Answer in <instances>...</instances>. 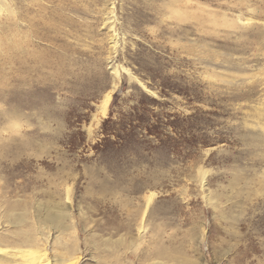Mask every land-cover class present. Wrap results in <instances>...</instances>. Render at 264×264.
Returning a JSON list of instances; mask_svg holds the SVG:
<instances>
[{
    "label": "rangeland",
    "instance_id": "obj_1",
    "mask_svg": "<svg viewBox=\"0 0 264 264\" xmlns=\"http://www.w3.org/2000/svg\"><path fill=\"white\" fill-rule=\"evenodd\" d=\"M34 1L61 63L0 102V245L23 216L66 264H264V0Z\"/></svg>",
    "mask_w": 264,
    "mask_h": 264
},
{
    "label": "bare ground",
    "instance_id": "obj_2",
    "mask_svg": "<svg viewBox=\"0 0 264 264\" xmlns=\"http://www.w3.org/2000/svg\"><path fill=\"white\" fill-rule=\"evenodd\" d=\"M35 2L34 0H0V102L11 104L10 106L15 103L12 107L19 108L26 104L24 103L26 96L31 93L29 94V89L26 90L24 87L30 85L33 81L30 76L32 73L40 74L37 82L45 84L47 78L43 75L42 69L46 67L53 68L54 66L59 67V63H61V56H55L54 59H50V56L47 53L45 54V50L35 47L36 40H43L45 36L42 34L43 17L39 14L42 13V8ZM110 34V43L114 44V33L111 32ZM47 52L51 53L52 51L48 50ZM121 71L128 73V70L123 67L120 69L117 67L112 68V90L104 95L98 105L97 113L93 115L88 131H91L92 124H99L101 117L106 114L111 93L120 81ZM17 114V110L14 111L11 108L8 111H2L0 117L4 120H10ZM151 199L152 195L148 197L146 206ZM62 216L61 214H47L42 220V225L47 229L52 228L62 233L66 228L63 224ZM7 220L19 229L17 228L16 232L11 233L12 235L2 238L5 239L6 243L15 244L21 242L29 248L0 245V264H66L65 262L69 263L71 261L68 258L66 259L64 254L49 260L41 253V250L34 249L37 238L32 232L22 229L26 226L23 216L10 218L7 215ZM0 241L3 242L4 240ZM63 253L65 252L63 251Z\"/></svg>",
    "mask_w": 264,
    "mask_h": 264
}]
</instances>
